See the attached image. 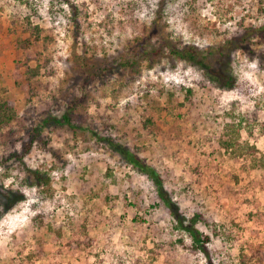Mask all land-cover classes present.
<instances>
[{
  "label": "rangeland",
  "instance_id": "rangeland-1",
  "mask_svg": "<svg viewBox=\"0 0 264 264\" xmlns=\"http://www.w3.org/2000/svg\"><path fill=\"white\" fill-rule=\"evenodd\" d=\"M161 1V37L201 50L264 24V0H0V96L16 111L0 200L19 198L0 216V264H208L180 247L151 180L92 132L153 167L186 220L202 216L212 264H264V38L231 55V91L166 53L123 65ZM64 114L80 129L41 127ZM77 237L88 247H65Z\"/></svg>",
  "mask_w": 264,
  "mask_h": 264
},
{
  "label": "trees",
  "instance_id": "trees-1",
  "mask_svg": "<svg viewBox=\"0 0 264 264\" xmlns=\"http://www.w3.org/2000/svg\"><path fill=\"white\" fill-rule=\"evenodd\" d=\"M162 6L163 4L161 1L158 3V10L157 12H155L152 18L148 36L140 40L141 45L139 47H142V51L136 52L134 54L133 60L124 63L123 65L134 67L138 64V60L136 59L143 58L146 60H150L152 57L159 53H161L162 55L166 53L176 61L181 62L186 66L194 68L202 73L203 80L211 86L222 91H231L235 89L236 78L231 72L232 60L230 57L237 51L244 50L248 44L254 43L256 41L255 37L259 36L263 39L264 24L257 28H247L246 30L241 32L240 35L227 40L223 45L215 49L201 50L193 45L176 43L172 38L161 37V13L163 12ZM74 24H76V27H78V24L75 21ZM28 28V33L31 37H33V39H40L42 30L38 26H32L31 22H28V27L26 29ZM46 39L49 40L50 38ZM150 40H154L156 42L153 44L154 46L151 44ZM22 42L23 41H21L20 39L17 40V43L20 46L25 47L24 43ZM143 42H147L148 46L146 47L145 45H143ZM38 71V68H36L35 70H30L29 73L34 72V74L36 75ZM96 76L97 73L92 74L90 78H94ZM186 93V96L188 94H191V90H188ZM15 117L16 111L14 104L9 99L0 96V129L8 126L12 121H14ZM50 126H67L71 131L80 129L77 125L73 124L69 114H64L61 118L48 117L45 118L41 123V127ZM91 134L96 138L98 142L107 145L108 148L113 153L117 154L125 163L136 169L139 173L147 176L151 180L152 184L155 186L158 199L167 209V212L169 213L171 219L175 222L176 228L185 233L188 237L189 242L185 243V239H181L179 241L180 247L194 253H201L207 259L208 264H212L210 251L208 248L210 237L195 228L196 221L198 219H201L202 216L197 214L196 216H193L194 218L186 220L180 214L179 207L172 201V198L168 195V192L163 186V181L153 167L147 165L135 153L131 152L129 148L121 145L114 139L110 137H102L95 132H92ZM33 135L35 139H37L39 137V129L34 128ZM30 147L31 145L27 147V149L24 151V154H27L30 151ZM246 151L248 152H245V154L253 153L254 149L252 148L251 150H249L247 148ZM32 176L35 179L34 185L37 186L38 189H42L43 187H47L49 185L48 180H46V178H44L39 171L32 172ZM16 201H19V198L13 200L10 196V198H7L5 204L1 199L0 216L4 213L3 210L12 209L16 205ZM84 231L85 230H83V233ZM74 235L76 237L77 234ZM87 240V237H83V239L81 237H77L74 239L72 238L65 247L73 248L76 247V245L80 244L81 247L83 246V248H87L89 242L87 244L84 243Z\"/></svg>",
  "mask_w": 264,
  "mask_h": 264
}]
</instances>
